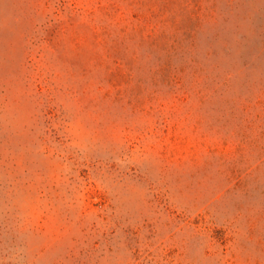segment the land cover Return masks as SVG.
Wrapping results in <instances>:
<instances>
[{"label":"rangeland","instance_id":"374dc122","mask_svg":"<svg viewBox=\"0 0 264 264\" xmlns=\"http://www.w3.org/2000/svg\"><path fill=\"white\" fill-rule=\"evenodd\" d=\"M0 264H264V0H0Z\"/></svg>","mask_w":264,"mask_h":264}]
</instances>
